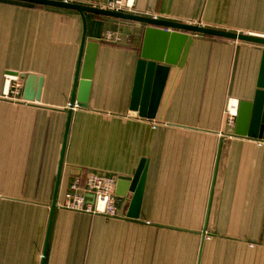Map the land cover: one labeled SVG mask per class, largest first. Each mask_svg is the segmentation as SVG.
Here are the masks:
<instances>
[{
    "label": "crops",
    "instance_id": "0c3cea01",
    "mask_svg": "<svg viewBox=\"0 0 264 264\" xmlns=\"http://www.w3.org/2000/svg\"><path fill=\"white\" fill-rule=\"evenodd\" d=\"M130 13L264 38V0H135ZM85 31L97 44L89 101L71 109L51 213L82 18L0 0V264H264V140L235 134L264 47L190 35L182 66L156 70L148 119L129 111L145 26L85 13ZM6 75L23 83L17 95ZM30 75L39 101L22 100ZM141 162L131 218L117 179ZM89 174L116 182V217L63 208Z\"/></svg>",
    "mask_w": 264,
    "mask_h": 264
},
{
    "label": "water",
    "instance_id": "95a60500",
    "mask_svg": "<svg viewBox=\"0 0 264 264\" xmlns=\"http://www.w3.org/2000/svg\"><path fill=\"white\" fill-rule=\"evenodd\" d=\"M11 1V0H9ZM25 4H33L41 7H51L56 9H66L77 12L82 18V37L80 41V51L77 62V68L73 79V87L70 95L69 108L67 110V120L65 123V131L61 152L58 162V170L55 180V189L52 196L51 213L56 207V194L58 181L61 173V165L64 156V147L67 139V130L70 122L71 109L75 106L85 107L89 101V91L91 86V77L94 70V62L97 53V44L85 42V13L98 15L108 18H116L124 21H133L145 26L141 51L137 60L136 72L134 76V84L132 89V101L130 105V114L141 118H152V114H147L149 103L151 100V91L154 82V74L158 68L167 70L169 66H182L187 55L192 38L190 35H203L211 38H220L229 41H239L244 43H253L264 47V38L253 35H245L237 32H228L220 29H212L200 25H189L184 23H176L168 20H160L153 17L139 16L133 13H124L117 11H108L100 7H87L84 5H76L65 1L56 0H13ZM262 63L258 74L257 89L251 104L241 102L237 108V116L235 123V134L246 136L250 139L264 140V50L261 57ZM24 88L22 100L26 102L39 101L41 91V80L34 75L27 76L24 80ZM160 90V89H159ZM156 102L158 94H156ZM137 171L131 178L118 177L117 190L123 184L127 185L126 193L130 194V199L126 193H118L130 200L131 208L128 211V217L135 218V206L140 201L144 185V177L146 165L141 162ZM45 254V253H44ZM44 256V255H43Z\"/></svg>",
    "mask_w": 264,
    "mask_h": 264
},
{
    "label": "built area",
    "instance_id": "2783aa9c",
    "mask_svg": "<svg viewBox=\"0 0 264 264\" xmlns=\"http://www.w3.org/2000/svg\"><path fill=\"white\" fill-rule=\"evenodd\" d=\"M135 0H108L100 8L108 11L130 13ZM5 81L12 84V94L17 95L23 87L17 76H5ZM76 107V106H75ZM229 108V107H228ZM230 117H234L229 110ZM75 179L64 195L63 208L80 213H88L94 216L116 217L115 209V185L112 178L89 174L83 182Z\"/></svg>",
    "mask_w": 264,
    "mask_h": 264
},
{
    "label": "rangeland",
    "instance_id": "374dc122",
    "mask_svg": "<svg viewBox=\"0 0 264 264\" xmlns=\"http://www.w3.org/2000/svg\"><path fill=\"white\" fill-rule=\"evenodd\" d=\"M85 177H86V176H85ZM85 177H84L83 181H82L81 179L79 180L80 183L84 184L83 182H84V180H85ZM74 180H75V179H74ZM74 180H73V181H74ZM73 181H72V182H73ZM72 182H71V184H72Z\"/></svg>",
    "mask_w": 264,
    "mask_h": 264
},
{
    "label": "trees",
    "instance_id": "16d2710c",
    "mask_svg": "<svg viewBox=\"0 0 264 264\" xmlns=\"http://www.w3.org/2000/svg\"><path fill=\"white\" fill-rule=\"evenodd\" d=\"M205 37H207V36H205ZM208 38H211V37H208Z\"/></svg>",
    "mask_w": 264,
    "mask_h": 264
}]
</instances>
